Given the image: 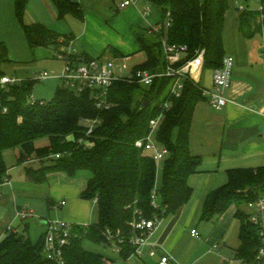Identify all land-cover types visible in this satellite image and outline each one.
I'll list each match as a JSON object with an SVG mask.
<instances>
[{
	"label": "trees",
	"instance_id": "obj_1",
	"mask_svg": "<svg viewBox=\"0 0 264 264\" xmlns=\"http://www.w3.org/2000/svg\"><path fill=\"white\" fill-rule=\"evenodd\" d=\"M57 17L73 14L83 18V10L74 0H51ZM28 0H13L14 14L24 38L30 47L54 45L61 35L40 22L27 23L24 12ZM162 11V24L169 18V25L159 33L147 28L134 29L136 40L146 58L138 68L152 72L163 67L161 35L170 43H184L190 54L204 48V68L221 65L225 55L222 43L224 14L228 0H151ZM257 11L243 7L238 15L240 29L247 37L260 29ZM161 24V25H162ZM88 57V56H86ZM7 46L0 40V75L3 62L7 61ZM35 80L23 81L0 89V182L6 176L7 166L3 152L15 150L16 161L24 164L26 176L36 183L46 181L47 173L63 171L68 176H85L86 185L80 195L96 199L97 221L85 226L75 225V235L64 248L67 264H105L100 252L83 246L85 240L107 244L104 231L108 228L123 238L120 253L131 254L134 246L129 243L134 234L132 222L139 216L161 218L176 212L186 203L192 188L187 182L200 163V157L189 150V132L192 113L199 100H205L191 80H185L181 95L169 94L172 78L157 76L149 85L118 80L107 92L108 107L98 108L93 90L76 92L57 85L52 97L30 103ZM144 99L148 103L142 106ZM168 100L156 139L168 154L160 161L134 145L149 128L150 119L160 111V104ZM3 108H6L3 111ZM98 117L101 121L84 144L76 138L83 135V119ZM45 139L44 143L38 140ZM59 153L58 157L51 154ZM39 161L34 166L33 160ZM26 160H30L25 163ZM160 168L159 181L156 177ZM86 171L88 173H81ZM8 174V173H7ZM227 181L212 189L205 197L202 218L212 219L235 204V216L240 219V245L236 257L251 264H264V247L258 225L248 219L243 209L248 201L264 195V165L238 167L227 170ZM155 188L157 205L151 202ZM43 234L35 241L23 228H9L0 239V264H55L42 251Z\"/></svg>",
	"mask_w": 264,
	"mask_h": 264
},
{
	"label": "crops",
	"instance_id": "obj_2",
	"mask_svg": "<svg viewBox=\"0 0 264 264\" xmlns=\"http://www.w3.org/2000/svg\"><path fill=\"white\" fill-rule=\"evenodd\" d=\"M74 1L83 10L82 19L69 13L58 18L51 0H28L24 20L40 22L62 36L68 35L74 49L84 56L125 57L136 65L145 60L133 29L161 25L162 11L158 6L152 5L145 12L142 0L122 9L116 6V0ZM240 6L251 7L248 0H228L222 29L224 54L234 57L231 85L226 93L231 99L219 110L199 100L192 113L189 150L200 157V163L187 178L192 188L189 200L176 212L159 219L137 255L124 257L121 247L89 241L87 248L100 252L105 264H158L163 254L170 256V264H251L235 255L240 245V219L235 216V204L212 219L202 218L206 195L227 181L228 169L264 165V37L260 29L250 37L241 31ZM10 26L22 31L13 0H0V40L4 41ZM211 75V68H204L199 83L211 85ZM8 150L3 157L11 184L0 187V239L9 228H24L35 241L43 234L47 217L66 219L74 226L97 221L96 202L80 195L86 185L85 176L70 177L63 171H51L45 182H33L26 176L24 164L17 163L15 150L7 159ZM31 164L38 165L39 161L35 159ZM156 177L159 181L160 168ZM21 208L30 209L32 215L19 217L17 211ZM243 209L246 213L251 211L247 205ZM192 229L197 235L191 233Z\"/></svg>",
	"mask_w": 264,
	"mask_h": 264
},
{
	"label": "built area",
	"instance_id": "obj_3",
	"mask_svg": "<svg viewBox=\"0 0 264 264\" xmlns=\"http://www.w3.org/2000/svg\"><path fill=\"white\" fill-rule=\"evenodd\" d=\"M136 0H116V6L120 9L130 6ZM259 8L256 9L257 17L260 24L261 34L264 37V0H257ZM241 7V6H240ZM242 8V7H241ZM151 9L150 5H145V12ZM169 18L162 25H151L149 32L159 33L161 27L166 28L169 25ZM161 46L163 55V67L159 71L152 72L145 68H138L136 64H132L125 57H86L78 53L71 44V41H66L63 37L59 38V44L56 48V58L60 59L62 66L60 72L54 73L51 71L37 72L34 77H29L32 80H40L46 77H54L59 79L61 86L72 89L76 92L84 91L85 89L93 90V98L95 99L98 108L108 107L107 92L111 84L118 80L134 81L143 85H149L157 76L172 78L169 94L173 97H178L184 87L185 80H191L197 84L202 94L205 96V101L210 107L219 110L231 99L227 96V90L231 85L232 72L234 68V57L230 54H225L222 58L221 65L211 68V85L205 86L199 83L200 75L204 69V48H199L190 54L188 46L184 43H170L166 40L165 35H161ZM264 53V41L261 45ZM25 78L17 75L2 74L0 75V89L8 85H13L23 81ZM42 99H36L32 94L28 97V101L33 103ZM170 105L168 100L160 104V111L153 116L149 121L148 131L141 137L134 140V145L149 153L156 163L168 154L167 148L156 139L157 129L163 120L164 110ZM6 108H3L5 111ZM98 117L83 119V135L76 138L78 144H84L86 139L93 129L100 123ZM261 129L264 133V109L262 110ZM51 157H58L59 153L51 154ZM30 160H26L27 163ZM3 184H11V181L6 173V176L0 182V187ZM96 202V199L94 198ZM151 202L154 206L157 205V195L155 188L152 190ZM65 201H61L64 204ZM247 207L251 209L248 213V219L259 227V234L264 240V195L256 197L254 200L247 202ZM17 215L21 218L32 215V211L27 208L18 209ZM159 217L153 216L147 218L139 215L133 222L132 228L134 234L129 240V243L134 246L133 254H139L140 248L147 242L148 234L153 230L159 221ZM46 228L43 232L42 251L47 259L55 264H67L64 258V248L70 243L71 238L75 235L73 231L74 224L62 218L47 217L45 220ZM193 235H197L195 229L191 230ZM109 243L121 247L123 244L122 236L115 234L110 229L104 231ZM264 254V247L259 248L258 255ZM158 264H170V256L163 254L158 260Z\"/></svg>",
	"mask_w": 264,
	"mask_h": 264
},
{
	"label": "rangeland",
	"instance_id": "obj_4",
	"mask_svg": "<svg viewBox=\"0 0 264 264\" xmlns=\"http://www.w3.org/2000/svg\"><path fill=\"white\" fill-rule=\"evenodd\" d=\"M248 1L251 6L250 8H259V2L257 0ZM142 2H144V4L150 5V7H152L153 5L151 0H142ZM2 12L4 15L5 11ZM3 40L5 41V44L7 46L8 60L2 63L1 69L6 74L17 75L21 78H29L34 77L37 72L42 71H47L48 73H50L51 71H54V73L60 72L62 62L60 59L56 58V49L54 45H49L47 47H30L26 43L21 29L19 32H17L11 26L9 27L7 33H5ZM103 57L107 58V55L105 54V56ZM59 84V79L54 77H46L40 80H36L32 86L31 94L36 99L47 101L52 97L56 86ZM38 142L44 143L45 139L42 138L38 140ZM12 155L13 151L8 150L6 154L7 159L9 158V156L12 158ZM81 173L88 172L83 171ZM27 234H31L32 236V233L30 232H27ZM31 238L34 239L35 237L33 236ZM87 245H90L89 241H85V244H83V246L86 248Z\"/></svg>",
	"mask_w": 264,
	"mask_h": 264
},
{
	"label": "water",
	"instance_id": "obj_5",
	"mask_svg": "<svg viewBox=\"0 0 264 264\" xmlns=\"http://www.w3.org/2000/svg\"><path fill=\"white\" fill-rule=\"evenodd\" d=\"M148 102H149L148 99H144L142 106H145Z\"/></svg>",
	"mask_w": 264,
	"mask_h": 264
}]
</instances>
